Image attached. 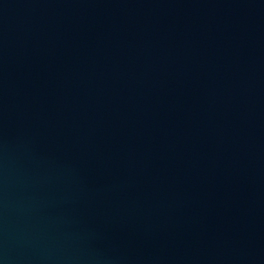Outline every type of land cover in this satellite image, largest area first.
<instances>
[{"label":"water","instance_id":"water-1","mask_svg":"<svg viewBox=\"0 0 264 264\" xmlns=\"http://www.w3.org/2000/svg\"><path fill=\"white\" fill-rule=\"evenodd\" d=\"M0 264H264V0H0Z\"/></svg>","mask_w":264,"mask_h":264}]
</instances>
